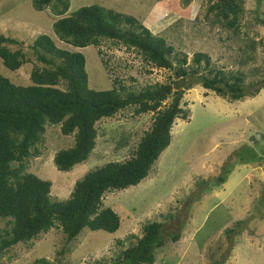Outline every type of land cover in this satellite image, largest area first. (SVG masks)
Instances as JSON below:
<instances>
[{"label": "rangeland", "instance_id": "374dc122", "mask_svg": "<svg viewBox=\"0 0 264 264\" xmlns=\"http://www.w3.org/2000/svg\"><path fill=\"white\" fill-rule=\"evenodd\" d=\"M32 1L0 0V35L27 45L43 34L58 49L82 54L88 89L109 90L114 80L136 91L172 82L171 72L150 67L134 51L109 40L83 49L59 42L52 30L57 17L49 8L35 11ZM212 1L69 0L65 16L90 6L129 15L176 52L186 54L187 61L195 52H202L218 65L231 68L239 50L250 41H258L255 62L246 71L264 70V0H242L244 10L235 36L212 22L207 13ZM32 64L10 72L0 61V75L14 85L28 86ZM171 103L169 96L162 108ZM179 107L189 113L188 117L174 120L171 142L148 177L137 186L103 198V207L119 217V229L113 234L84 229L69 243L70 252L64 254L63 264L111 260L119 251L117 241L129 235L139 237L141 227L148 222L162 224L165 239L164 246L154 252L153 264H264V216L260 218V212L254 211L264 182V154L260 153L264 148V85L255 97L237 102L194 86L184 92ZM152 119L151 112L136 116L132 108L102 119L96 124L97 138L90 157L68 172L58 171L53 157L73 145V135L63 136L59 126L47 125L41 154L29 161L27 173L51 184V200H66L74 183L89 171L129 159ZM246 146L263 159L229 168L236 157L243 156ZM227 171L230 173L224 175ZM224 177V183L218 182ZM239 220L245 222L226 235L224 231ZM176 233L180 238L171 243L170 236ZM63 245V235L54 228L31 244L14 246L0 264H32L39 258L51 261Z\"/></svg>", "mask_w": 264, "mask_h": 264}, {"label": "trees", "instance_id": "16d2710c", "mask_svg": "<svg viewBox=\"0 0 264 264\" xmlns=\"http://www.w3.org/2000/svg\"><path fill=\"white\" fill-rule=\"evenodd\" d=\"M184 2L188 4L189 0ZM32 7L35 11L49 8L57 17L52 30L59 42L83 49L109 40L134 51L150 67L172 74L170 84H154L138 91L132 86H122L118 80L113 81L109 90L94 91L88 89L82 54L58 49L43 34L27 45L0 35V61L5 69L16 72L23 65L33 63L28 86L14 85L0 75V261L14 246L31 244L55 228L63 235V247L53 260L39 258L32 264H63L64 254L70 252L69 243L84 229L108 234L119 229V217L103 207V198L110 192L137 186L148 177L171 142L174 120L188 117L189 113L179 107L185 91L200 86L228 102H237L260 92L264 70L246 71L255 62L258 41L244 45L231 68L218 65L202 52H195L187 61L186 54L176 52L166 40L153 35L129 15L90 6L65 16L69 0H33ZM243 10L242 0H215L207 13L213 23L235 36L239 33ZM169 96L172 103L162 108V102ZM129 108L136 116L153 114L152 124L140 137L132 156L86 173L74 183L66 200H51V184L27 173L29 161L41 154L47 125L59 126L63 136L73 135V145L53 157L55 168L68 172L90 157L97 138L96 124ZM243 150V156L236 157L229 168L263 159L254 148L246 146ZM225 179L218 182L224 183ZM254 208L262 218L264 182ZM244 222L236 221L224 233H233ZM161 232L162 224L145 223L139 237L129 235L117 241L119 251L113 259H101L95 264H153L155 250L165 243ZM179 238L176 233L170 236V241L176 243Z\"/></svg>", "mask_w": 264, "mask_h": 264}]
</instances>
